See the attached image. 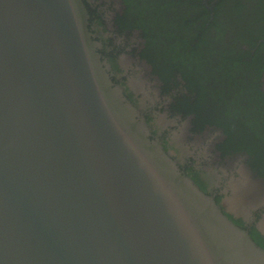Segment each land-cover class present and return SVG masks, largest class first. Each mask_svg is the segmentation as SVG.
<instances>
[{
    "label": "water",
    "instance_id": "95a60500",
    "mask_svg": "<svg viewBox=\"0 0 264 264\" xmlns=\"http://www.w3.org/2000/svg\"><path fill=\"white\" fill-rule=\"evenodd\" d=\"M89 19L84 0H0V264H264L115 82Z\"/></svg>",
    "mask_w": 264,
    "mask_h": 264
},
{
    "label": "flooded vegetation",
    "instance_id": "af4514ba",
    "mask_svg": "<svg viewBox=\"0 0 264 264\" xmlns=\"http://www.w3.org/2000/svg\"><path fill=\"white\" fill-rule=\"evenodd\" d=\"M84 1L90 13V30L102 44L101 53L110 65L115 82L143 112L153 135L160 139L182 170L203 191L214 196L223 211L264 249V158L249 154L248 142H227L228 136L221 128L209 125L208 112L197 116L198 113L192 111L190 105L195 104L197 93L191 94L189 89L196 91L197 88L189 83L193 76L186 60L185 64H179L185 72V75H178L179 87L173 84V79L166 84L157 74L154 64L147 58L151 50L146 46L144 31L137 27L142 24L139 19H143L139 14L143 8L140 0ZM155 1L165 3L169 0ZM254 1L256 8L250 12L246 4ZM239 3L244 4L254 22L260 19L257 24L264 27L263 0H188L182 5L183 12L175 10L174 18L167 17L165 40L168 48L179 38L192 42L195 30L183 34L184 20L193 22V26H203L206 22L209 25L217 12L225 17L236 16ZM202 7L210 13L206 21L200 17ZM229 32L233 37H240L238 29H229ZM213 36L216 32L211 29L209 38ZM239 45L243 50L251 48L241 42ZM183 47L184 44H177L173 52H182ZM256 52L264 61V38L251 49L252 55ZM209 57V63L218 60L211 53ZM258 70L253 69L252 78L247 75L249 88L246 91L260 97L259 94H264V71L260 74ZM227 81L235 84L230 76ZM239 82H243L242 78ZM258 108L264 112V108Z\"/></svg>",
    "mask_w": 264,
    "mask_h": 264
},
{
    "label": "trees",
    "instance_id": "16d2710c",
    "mask_svg": "<svg viewBox=\"0 0 264 264\" xmlns=\"http://www.w3.org/2000/svg\"><path fill=\"white\" fill-rule=\"evenodd\" d=\"M140 1L143 8L139 14L143 19H139L142 24L137 27L144 31L146 46L148 50H151L147 58L154 64L157 74L166 84L173 79V84L179 87L181 83L178 75L180 73L185 75L184 68L179 64H185L186 60L193 76L189 79V83L197 88L196 91L189 89L191 94L197 93L195 104L190 105L192 111L194 109V112L198 113L197 116H200L203 111L208 112L207 118L211 121L208 122L209 125L221 128L228 136L227 142H248L250 143L247 146L249 154L264 158V112L258 108H264V94H259L260 97H258L252 91H246L249 88L247 75L252 78L253 69L256 68L259 69L260 74L264 71V61L260 58L261 56L257 52L255 55L251 54V49L255 47L259 39L264 38V27L257 24L260 19L254 22V17L251 18L248 15L246 25L242 26L239 21L243 16L241 12L244 4L239 3L236 16L231 17L238 27L232 25L229 29H238L240 37L232 36L230 40L224 38L225 28L220 17L225 16L221 12L216 13V17H213V22L209 25L206 22L203 26H193V22L184 20L185 23L182 26L179 24L184 28L183 34H187V31L190 34L195 30L192 42L181 41L179 38L168 48L165 40L167 11L175 6V12H183L182 5L188 0H169L165 3L155 0ZM202 10L200 17L205 18L206 21L210 13L204 7ZM169 18H174V15L172 14ZM205 27L206 30H204ZM211 29L215 30L216 36L209 38ZM239 42L250 45V50H243ZM177 44L185 45L182 52H173ZM227 45L230 47L227 48ZM210 53L218 60L209 63ZM228 76L235 84L230 85L227 81ZM241 78L244 83L239 82ZM245 85L248 86L245 88ZM254 99H256L255 103Z\"/></svg>",
    "mask_w": 264,
    "mask_h": 264
},
{
    "label": "rangeland",
    "instance_id": "374dc122",
    "mask_svg": "<svg viewBox=\"0 0 264 264\" xmlns=\"http://www.w3.org/2000/svg\"><path fill=\"white\" fill-rule=\"evenodd\" d=\"M246 7H247V10H248V11L253 12V10L256 8V2L254 1L251 5H250V4H246ZM169 9H170V10L167 11V17H168V18H169V16H171V15L174 13V11H175V6H174V7H170ZM241 14H242L243 16L240 17V18H242V19H241V21H239V23H240L242 26H244V25H246V23H247L246 17H248L249 13L246 12V8H244V9L242 10ZM220 20H221V22L223 23V26H224V28H225L224 38H225L226 40H229L230 38H232V36H231V34H230V32H229V28H230L232 25H236L237 27H238V25H237L236 22H234V21L232 20L231 17H223V16H221V17H220ZM241 31H242V30H241ZM242 32H243V31H242ZM243 33H244V32H243ZM153 37L155 38V36H153Z\"/></svg>",
    "mask_w": 264,
    "mask_h": 264
}]
</instances>
